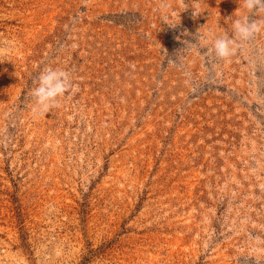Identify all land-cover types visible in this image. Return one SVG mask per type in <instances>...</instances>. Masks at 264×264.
<instances>
[{
  "label": "rangeland",
  "instance_id": "1",
  "mask_svg": "<svg viewBox=\"0 0 264 264\" xmlns=\"http://www.w3.org/2000/svg\"><path fill=\"white\" fill-rule=\"evenodd\" d=\"M238 8L0 0V264H264V31L212 48ZM47 67L74 87L37 114Z\"/></svg>",
  "mask_w": 264,
  "mask_h": 264
},
{
  "label": "clouds",
  "instance_id": "2",
  "mask_svg": "<svg viewBox=\"0 0 264 264\" xmlns=\"http://www.w3.org/2000/svg\"><path fill=\"white\" fill-rule=\"evenodd\" d=\"M243 7L248 15L240 16L231 25V35L221 34L216 36L212 48L216 59H227L235 54L239 43L249 42L256 38L257 34L264 31V0H239V8ZM234 12V13H235ZM200 12L194 9L193 18L195 19ZM254 15V19L250 16ZM259 16L260 18H257ZM171 27L175 28L179 23H168L167 17L164 18ZM203 27V26H202ZM201 28V27H200ZM199 28V29H200ZM195 33L198 43L205 39L200 31ZM183 35H190L185 29ZM191 41L184 40L185 47H190ZM36 86L31 91V96L35 101L36 107L33 109L37 114H45L50 109L60 106V99L73 90V79L71 72L65 69L52 67L45 68L34 81ZM256 251V249H253ZM256 264H261L262 260L256 259Z\"/></svg>",
  "mask_w": 264,
  "mask_h": 264
}]
</instances>
